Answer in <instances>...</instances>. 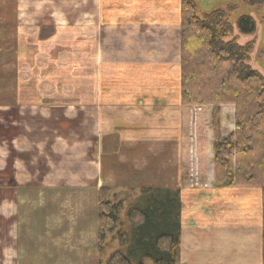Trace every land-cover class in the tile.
<instances>
[{
  "label": "crops",
  "instance_id": "1",
  "mask_svg": "<svg viewBox=\"0 0 264 264\" xmlns=\"http://www.w3.org/2000/svg\"><path fill=\"white\" fill-rule=\"evenodd\" d=\"M180 22V0H62V18L59 15L50 22L55 27L72 28L76 45L91 46L75 53L81 81L75 88L76 121L80 116V124L90 123V136L98 138L101 112L106 117L101 124L112 122L110 113H114L134 131L121 140L123 149L128 150L125 155L130 157L124 156V161L129 160L135 170L149 163L160 168L176 166L174 176L161 183L170 186L179 184L181 160ZM114 74L126 78L121 86L99 80ZM84 75L91 77L90 83H83V79L88 81ZM110 108L121 110L112 112ZM47 118L37 115L33 120H42L38 125L44 129L50 126ZM58 121L61 124L62 118ZM105 133V147L119 143L110 127ZM26 139V148L20 149L17 141L14 148L34 153L13 156L6 165L10 179L0 180V193L6 194L4 202L9 205L0 207V219L10 220V264L23 249L19 223L29 220V214L20 211L39 194L32 190L43 186L62 189V132L47 142L41 132L30 128ZM89 163L97 175L98 158L90 157ZM41 170L44 172L37 178ZM75 170L83 176L82 165ZM99 182L103 180L81 186L97 190ZM180 198V264H263L260 188H182Z\"/></svg>",
  "mask_w": 264,
  "mask_h": 264
},
{
  "label": "rangeland",
  "instance_id": "2",
  "mask_svg": "<svg viewBox=\"0 0 264 264\" xmlns=\"http://www.w3.org/2000/svg\"><path fill=\"white\" fill-rule=\"evenodd\" d=\"M249 1L196 0V11L202 16L213 10H223L234 27L233 35L237 36L239 44L254 39L249 64L264 77V0L253 5ZM59 15L62 18V0H0V180L10 179L11 171L6 165L13 156L32 152H18L14 148L16 141L20 143V149L27 147L26 133L30 128L41 132L47 142L62 132V189L43 186L32 190L39 194L20 211L29 214V220L19 223L24 244L14 264L103 263L116 243L107 246L105 255L98 253L97 191L102 187L109 188V199L122 201L120 217L123 218L138 187L164 183L167 179L163 178L174 176L176 169L170 164L160 168L149 163L135 170L129 160L124 161L128 150L123 149L121 140L123 135L134 131L131 125L122 124L114 113H110L112 122L101 124L106 118L101 112L98 138L90 136V123L80 124V116L76 121L75 88L81 81L80 75L76 74V66L79 69L75 53L90 50L91 46L76 45L72 28L55 27L50 23ZM242 15L251 16L256 23L255 33L248 38H241L236 31L237 19ZM86 76L88 81L83 79V83H90L91 77ZM125 79L115 74L99 77L103 84L109 80L114 86H121ZM110 109L113 112L114 108ZM119 110L114 109V112ZM37 115L39 118L42 115L50 117V126L42 129L38 125L42 120H33ZM48 118L45 121L48 122ZM32 124L33 127L28 126ZM109 127L114 132L113 137L119 140V143L108 145L110 148L102 144ZM90 157L98 158L97 175L94 167L90 170ZM81 165L82 177L79 176L81 171L76 173L75 170ZM50 171H54L52 167ZM43 172H37L36 177ZM148 173L152 175L148 176ZM97 179L103 180L97 190L96 187L81 186V183L90 184ZM5 196L0 193V207L9 208L4 202ZM3 219H0V264H4V260L10 264L12 255L7 249L10 220Z\"/></svg>",
  "mask_w": 264,
  "mask_h": 264
},
{
  "label": "trees",
  "instance_id": "3",
  "mask_svg": "<svg viewBox=\"0 0 264 264\" xmlns=\"http://www.w3.org/2000/svg\"><path fill=\"white\" fill-rule=\"evenodd\" d=\"M180 13L179 184L138 187L123 218L122 201L97 191L98 253L116 243L101 264H180L182 188L258 187L264 203V77L249 64L255 40L239 44L227 14L198 16L196 0H180ZM236 31L253 35L254 19L240 16ZM262 256L264 264V214Z\"/></svg>",
  "mask_w": 264,
  "mask_h": 264
}]
</instances>
